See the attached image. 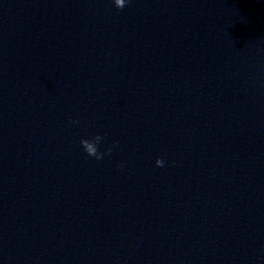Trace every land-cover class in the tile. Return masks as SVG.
I'll list each match as a JSON object with an SVG mask.
<instances>
[{
	"label": "water",
	"instance_id": "1",
	"mask_svg": "<svg viewBox=\"0 0 264 264\" xmlns=\"http://www.w3.org/2000/svg\"><path fill=\"white\" fill-rule=\"evenodd\" d=\"M0 264H264V0H0Z\"/></svg>",
	"mask_w": 264,
	"mask_h": 264
},
{
	"label": "clouds",
	"instance_id": "2",
	"mask_svg": "<svg viewBox=\"0 0 264 264\" xmlns=\"http://www.w3.org/2000/svg\"><path fill=\"white\" fill-rule=\"evenodd\" d=\"M130 3V0H114V4L117 8H124V6ZM73 125H78L79 120H73ZM104 140V136L97 133L92 138H81L80 144L84 150V152L89 157H93L96 160H102L106 155H109L112 153L113 148L118 144V141L114 142L112 146L108 147L106 150L101 151L100 146L102 144V141ZM156 165L159 167H163L165 165V161L163 158L158 157L155 161ZM117 167H123V164L120 163L117 165Z\"/></svg>",
	"mask_w": 264,
	"mask_h": 264
}]
</instances>
